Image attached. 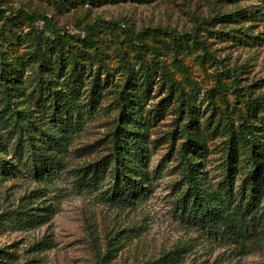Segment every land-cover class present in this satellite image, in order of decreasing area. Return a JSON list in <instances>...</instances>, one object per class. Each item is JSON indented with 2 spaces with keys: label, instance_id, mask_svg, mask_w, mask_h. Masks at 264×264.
Returning <instances> with one entry per match:
<instances>
[{
  "label": "rangeland",
  "instance_id": "obj_1",
  "mask_svg": "<svg viewBox=\"0 0 264 264\" xmlns=\"http://www.w3.org/2000/svg\"><path fill=\"white\" fill-rule=\"evenodd\" d=\"M0 50L21 71L15 79L0 67L4 138L18 109L32 107L36 121L44 119L40 54L58 68L60 50L64 73L79 62L81 98L93 77L100 80L66 167L51 179L24 171L0 180V264H264V234L241 255L184 221L176 208L189 136L207 148L196 167L207 184L218 186L226 176L234 136L237 184L250 172L242 132L255 141L264 172V0H0ZM124 90L142 102L151 155V190L133 206L113 204L103 193L116 166L103 159L122 124ZM14 142L0 152L7 161ZM95 163L106 177L84 189L78 179ZM23 210L44 222L18 223L12 211Z\"/></svg>",
  "mask_w": 264,
  "mask_h": 264
},
{
  "label": "trees",
  "instance_id": "obj_2",
  "mask_svg": "<svg viewBox=\"0 0 264 264\" xmlns=\"http://www.w3.org/2000/svg\"><path fill=\"white\" fill-rule=\"evenodd\" d=\"M155 30L177 38L170 30ZM194 39L200 43L196 37ZM64 61L60 50L56 56L58 68L40 54V80L45 84L37 92V97L44 119L36 121L32 107L12 113L13 128H10L6 138L0 132V152H8L15 141V156L10 161L0 156V180L3 175H16L24 171L38 180L51 179L66 167V155L79 133L82 121L95 108L100 80L98 76L93 77L91 86L86 88L88 96L81 98L84 81L79 62L73 61L69 72L64 73ZM0 67L9 77L19 79L21 71L3 60L1 50ZM57 79H63L65 87L58 85ZM130 93L124 90L120 96L122 124L114 131L111 154L103 159L116 164L109 178L112 182L103 193L108 201L121 206L135 205L147 197L152 187L148 170L151 155L141 120L143 106ZM241 138L250 149V172L237 184L239 152L234 136L229 142L232 152L228 154L226 176L218 186H214L207 184L203 172L196 169L207 148L202 141L192 140L189 136L181 150L186 176L176 208L184 221L214 240L234 245L241 255H246L255 237L264 234V172L255 157V141L245 132H242ZM102 171L96 163L86 167L78 179L79 185L88 190L99 187L106 177ZM12 212H15L13 215L18 223L27 226L40 225L45 219L39 213L26 210Z\"/></svg>",
  "mask_w": 264,
  "mask_h": 264
}]
</instances>
